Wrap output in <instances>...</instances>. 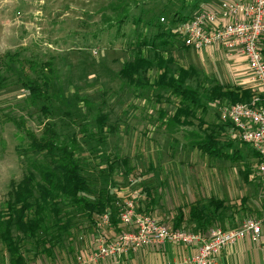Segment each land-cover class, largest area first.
Wrapping results in <instances>:
<instances>
[{
	"label": "rangeland",
	"instance_id": "374dc122",
	"mask_svg": "<svg viewBox=\"0 0 264 264\" xmlns=\"http://www.w3.org/2000/svg\"><path fill=\"white\" fill-rule=\"evenodd\" d=\"M168 1L0 0V56L9 53L14 60L10 64L7 63L9 58H5L3 67L11 66L0 74V208L4 206L11 180L17 182L25 171H32L39 180L40 171L52 168L44 153L30 148L32 139L39 141L42 137L46 122L52 124L65 141L76 135V154L86 164L89 174H94L95 167L104 169L106 160L119 162L113 164L112 181L100 178L93 183L95 189L106 188L118 207L136 190L139 193L136 210L154 217L168 228L173 226L178 208L214 198L222 177L229 179L228 198H241L242 163L253 166L251 174L257 175L258 171L249 147L241 144L237 133L227 126L221 128L227 122L224 116L230 104L203 102L206 111L199 114L203 115L209 130L215 133L219 144L235 140L233 147H226L224 151L230 155L237 152L241 158H211L190 147L192 139L204 136L195 121L175 132L167 130L163 122L175 110L174 97L150 87L131 88L116 77L121 64L135 56V50H127L128 43H135L141 30L146 33L144 28L135 26L131 18L140 16L146 21L153 12L162 14L168 22L181 4L180 0ZM187 4L192 9H187L186 13L190 15L202 11V4L198 5L197 0H190ZM122 7L129 11L128 18L116 24L112 9ZM175 54L173 71L178 66L197 70V76L187 84L193 90L199 91V87L204 94L215 83L234 86V78L228 73L224 61L215 66L206 59L198 63L199 53L191 49L179 50ZM40 70L50 79L51 100L47 103L33 100L23 86L25 81H37L40 73L36 72ZM249 75L251 81V72ZM154 76V71L148 72L151 81ZM43 105L48 113L41 112ZM101 113L108 116L104 134H99L93 121ZM163 113L166 117L162 119ZM109 127L113 133L109 132ZM123 159L127 161L126 167L120 164ZM128 168L132 172L124 176V169ZM60 208L62 217L72 218L76 227L64 237L54 258L34 255L33 243L27 242V264H75L90 248L89 237L93 241L97 230L95 233L83 230L86 225L83 213L68 202L61 201ZM188 212L189 209L184 208L185 219L180 229L184 232L221 228L204 225L199 229L196 222L188 218ZM52 223L53 220L46 219L48 228ZM102 232L110 235L109 229ZM111 232L115 234L114 230ZM69 250L74 256L65 263L64 253ZM144 263L154 262L151 259ZM0 264H9V255L2 241Z\"/></svg>",
	"mask_w": 264,
	"mask_h": 264
},
{
	"label": "trees",
	"instance_id": "16d2710c",
	"mask_svg": "<svg viewBox=\"0 0 264 264\" xmlns=\"http://www.w3.org/2000/svg\"><path fill=\"white\" fill-rule=\"evenodd\" d=\"M188 1L190 0H180L179 10L172 13V17L168 22H165L162 14L156 15L153 12L146 21L140 16L134 19L131 18L132 23L140 29L144 28L143 31H146V33L141 30V33L136 35V42L128 43L127 50H135V56L121 64L116 77L131 88L147 89V87H150L156 91H165L169 97H174L176 104L173 110H175L172 116L166 120L167 122H163L166 123L167 130L170 129L175 132L179 127L190 125L195 121L204 136L202 139L199 136L192 139L189 142L190 147L197 149L207 157L236 160L241 158L237 152L230 155L224 151L226 147L232 148L235 140L230 139L222 144L218 143L215 133L209 130V125L201 115L206 111L203 102H221L222 104H230V106L246 104L258 109L260 107L264 108V94L251 88L241 89V87L230 86V84L217 83L212 84L202 94L199 87L198 91L187 85L189 80L197 76L195 68L178 66L173 71L172 66L175 65V56L177 55L175 53L190 48L184 45L175 31L178 23L186 22L193 16L189 12L186 13L187 9H191L187 4ZM112 11L116 15V24H120L128 18L129 11L126 10V7L112 9ZM160 19H163V21H160ZM148 31L150 33L147 34ZM259 50L264 62V37L259 41ZM78 51V53L81 52V50ZM94 55H97V53ZM5 58H9L7 63L11 64L14 61L9 53L3 57L0 56V74L4 68L11 66L8 64L3 67ZM92 62L89 63L90 66H92ZM150 71L155 73L152 81L148 77ZM36 73H40L37 81H25L23 86L33 100H41L43 103L50 102V79L42 70ZM253 100H256V102ZM85 105L88 104L85 103ZM45 107V105L41 107L43 114L49 112ZM107 117V114L101 113L93 118L99 134L105 132ZM165 117L166 115L163 113L162 119ZM225 123L222 125V129L227 126L237 133L230 122ZM162 125L165 127L164 124ZM109 132L113 133L110 127ZM75 138L76 135L74 134L73 137L67 138L68 141H65L54 126L46 122L43 124L42 137L39 141L32 139L30 148L39 153H44L49 159V166L52 168L48 167L44 168V171H40L39 180L32 171H25L20 180L17 182L11 180L9 183L4 206L0 208V241L5 244L9 255V264H27L25 244L30 241L34 246V255L42 254L53 258L57 256L59 246L64 242V237L69 235L71 230L76 227L72 218L62 217L61 201L68 202V204L78 208L83 213L86 221L83 230H86L87 233H95L96 223L104 213L109 215L111 226L108 228L109 230H114L116 235L124 230L119 225V207L115 205L112 196H109L112 193L106 188L102 187L100 189V187H97L95 189L93 186V183L98 182L100 178L111 182L114 176L113 164L118 161L114 159L113 163H109L106 160L104 169L95 167L94 174L92 172V175L89 174L86 164L82 163L80 155L76 154L74 144L77 141ZM241 144L249 147L252 157L255 158V164L258 166L260 162L258 153L253 151L249 145L242 142ZM120 164L126 167L127 161L125 159L120 160ZM252 167L250 165L246 166L245 170L248 174L252 173ZM131 172L132 170L129 168L124 169V174H126L124 176L129 175ZM130 183H132V180ZM145 191L148 195V191L143 190V192ZM184 208L189 209L188 218L196 222L199 229L205 227L204 225L208 227L216 226L213 225L214 220L228 211L227 205L215 198H209L205 203L198 200L185 205ZM184 208L182 206L177 209L174 224L171 227L172 230L181 229L182 222L185 219ZM47 218L50 221L53 220L51 228H48L46 224ZM222 228L221 226L220 229ZM235 228L237 227L223 230ZM207 232L203 231L201 233L206 234ZM64 254L74 256L72 250Z\"/></svg>",
	"mask_w": 264,
	"mask_h": 264
},
{
	"label": "built area",
	"instance_id": "2783aa9c",
	"mask_svg": "<svg viewBox=\"0 0 264 264\" xmlns=\"http://www.w3.org/2000/svg\"><path fill=\"white\" fill-rule=\"evenodd\" d=\"M175 31L185 46L196 51L220 46L229 54L242 55L252 74L251 82L264 94V62L259 50V41L264 37V0H226L217 9L194 13L190 20L178 23ZM224 119L234 126L238 140L258 153L257 170L264 177V108L235 104L226 110ZM138 197L139 193L133 190L119 205L118 220L124 230L112 240L102 232L111 227L109 215H101L93 239L96 248L80 258L78 264L122 260L166 243L195 249L184 264H214L227 248L240 242L255 245L264 237V218L245 219L235 229L214 228L206 234L172 230L154 217L138 212Z\"/></svg>",
	"mask_w": 264,
	"mask_h": 264
},
{
	"label": "crops",
	"instance_id": "0c3cea01",
	"mask_svg": "<svg viewBox=\"0 0 264 264\" xmlns=\"http://www.w3.org/2000/svg\"><path fill=\"white\" fill-rule=\"evenodd\" d=\"M226 0H201L198 1V5H201L202 10L217 9L221 6L222 2ZM233 1V0H231ZM236 2L243 0H234ZM195 13V12H194ZM193 13V14H194ZM193 50L189 48L188 50ZM199 55L196 59L198 63H202L203 59L211 62V66H215L217 63L220 65L225 62L227 71L234 79V86L242 88H248L252 90L258 89L250 81V70L246 63L245 58L237 53L229 54L222 47L214 46L202 51H198ZM241 172V198L238 200L230 199L227 196L226 187L229 185V179L222 177L219 182V186L216 188V200L224 202L228 207V211L224 213L220 218H216L213 225L218 227H225L230 229L238 227L245 219H257L262 220L264 218V177L256 173L248 174L246 169V163H242ZM223 174V173H222ZM225 186V187H224ZM106 234V233H105ZM106 234L108 239H114L116 234L109 232ZM95 238V237H94ZM90 248L85 250L84 256L91 253L96 245L94 240L89 237ZM94 244V245H93ZM195 253V249H191L185 246H174L166 243L163 247L150 248L144 251H140L137 254H130L127 258H123L120 261L109 260L110 264H146L145 261L153 260V264H184V260ZM148 256V257H147ZM151 256V257H149ZM73 257L65 255L63 261L65 263L70 262ZM79 257L77 259L78 263ZM85 264H107V261H100L96 263ZM214 264H264V237L258 244H250L248 242H240L222 251Z\"/></svg>",
	"mask_w": 264,
	"mask_h": 264
}]
</instances>
